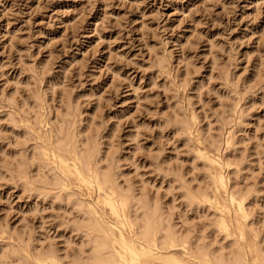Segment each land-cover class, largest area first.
I'll list each match as a JSON object with an SVG mask.
<instances>
[{
  "label": "rangeland",
  "instance_id": "rangeland-1",
  "mask_svg": "<svg viewBox=\"0 0 264 264\" xmlns=\"http://www.w3.org/2000/svg\"><path fill=\"white\" fill-rule=\"evenodd\" d=\"M68 123L109 153L102 165L113 163L122 189L158 199L175 227L214 247L234 239L218 229L221 208L238 218L212 185L225 175L246 195L240 220L253 243L264 236V0H0V253L10 264L15 245L50 246L65 264L88 247L73 201L100 208L99 192L73 176L70 195L52 189V161L43 178L30 159Z\"/></svg>",
  "mask_w": 264,
  "mask_h": 264
},
{
  "label": "bare ground",
  "instance_id": "bare-ground-1",
  "mask_svg": "<svg viewBox=\"0 0 264 264\" xmlns=\"http://www.w3.org/2000/svg\"><path fill=\"white\" fill-rule=\"evenodd\" d=\"M71 103L72 101L68 105L66 103V110H68V114L70 115L72 114L71 109L73 110V105ZM60 125L61 124H59L58 127ZM185 125L186 124H183L182 121L181 125L179 126L181 128H184ZM31 128L33 129V127ZM59 129L61 133H64L62 139L59 138V135H61L60 133L57 134V136L54 138L52 137V134L51 136L49 135V140H46V137L45 140L44 137H41L42 139L40 140H42L41 142L44 144L45 149L41 150L40 148L39 150L37 148L38 151L35 152L33 150V152L30 154V159L33 161L32 164L36 166L35 168L38 172L35 173H37L38 176L43 175V178L46 177H44L43 173L42 175H39V173L41 174L42 171H40V168H42L41 162L44 161L45 157H49L48 159L50 160V162L52 161V167L49 166V170L52 173V179L51 177L48 181H46L48 178L43 179L44 181H46L43 184L51 185L52 189H59V191L61 190V192H65V194L67 193L70 195V192H68V190L71 188L68 187V181H70L69 179L73 176L77 178L78 181L83 182L85 184H83L84 186L96 189L101 196L99 198L100 200H98V202L101 203L100 208L97 207L98 204H94L93 207H84L83 202L79 199L81 197L73 201L74 205L79 208L81 212V224L84 226L83 230L86 232L85 235L88 237L86 238L88 240V243L86 242V244H88V247L85 249L83 247L80 248V246L79 252L76 255L72 256V261L69 264H264V236H261L259 238L260 235L256 232V235L254 234L255 237L253 239H257L253 243H249L247 239L248 237H246V222L244 223L242 222V220H240V217L245 220L248 217V207L245 206L246 195L243 193L237 195L233 189L230 191L232 187L228 189V184L225 180L226 176L224 175L219 177L218 175L213 174L215 173L214 168L216 166L213 167V177H211L212 175H210L209 173L212 185H215L217 189L224 188V191L226 193L229 192L231 202L239 207V210L237 212L238 218L236 219L237 224H234V219L229 214L230 209H228V213L225 214V209L221 208L224 214L220 212L222 217L221 219H218V229L219 231H223L225 235L227 234L231 237H234V239L231 238V242L228 240L229 244L224 245V243H222L218 247L216 245V247H214V245L212 246L211 242V246L207 244L206 241H204V235L201 238H198V234L195 236H190L189 234H194L195 232H187L188 234H185L186 232L184 233L181 231L183 229L178 228L179 224L177 227H175L176 225L173 224L175 222H173L172 219L171 221L170 218L165 214L166 211L163 210L164 207L160 204L161 202L159 203L157 201L158 199L154 200L152 198V200L150 198L151 196L148 197L147 195L137 196L136 194L138 193H135L129 188H124L127 190L122 189V185L117 179V173L113 166V163L110 167H108L109 164L107 165V168H104L106 166L103 167L102 163H105L106 161L108 162L109 153H106L105 155L103 154L102 150L98 146V141L96 140L97 143H95L96 141L93 140L94 137L91 138V135L88 136L86 133L83 134L84 132L82 133L80 130H75L69 123L67 125L64 124L63 127H59ZM33 131L34 129L29 133L35 134L34 132L36 130L34 132ZM49 160L46 162H49ZM17 163L24 164L23 160L22 162L18 161ZM43 164L46 163L43 162ZM18 168L16 167V169ZM209 168L212 169V165ZM209 168H207V170ZM211 169L209 170V172L211 171ZM216 173L219 174L218 171H216ZM221 173H223L222 170ZM39 182L42 183L40 179ZM209 183L210 182L208 181V184ZM209 185H211V183ZM42 186L45 187V185ZM34 187L36 186H33V188ZM195 195L196 193L190 196L195 200L198 194L196 195V197ZM203 196V202H212V200H210V196H207V193L203 194ZM200 198L201 197H199V199ZM217 200H215L214 203L217 202ZM212 204L213 202L211 203V205ZM203 229L205 230V228ZM184 231H186V229ZM217 243L219 245V242ZM15 247L14 250H9H13L11 251V257L16 258L13 259V261L18 260V263H16L17 261L15 262L16 264H48L50 262L65 264L62 261V259L64 260V258H62L63 256L61 257L59 253L53 250L50 246H48V248L51 249H45L43 247L44 249L41 248L42 250H39V248L32 249L30 246L22 247V249H15ZM176 247H180L181 253H178V251H176L177 249L174 250V248ZM4 248L5 247H3L1 251L2 254L0 253V257H7V262L4 263L5 261L2 260L3 263L0 264H10V261L8 260L11 254L7 255V249Z\"/></svg>",
  "mask_w": 264,
  "mask_h": 264
}]
</instances>
